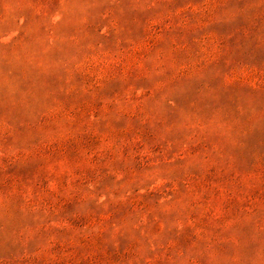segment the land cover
<instances>
[{
  "label": "rangeland",
  "instance_id": "obj_1",
  "mask_svg": "<svg viewBox=\"0 0 264 264\" xmlns=\"http://www.w3.org/2000/svg\"><path fill=\"white\" fill-rule=\"evenodd\" d=\"M0 264H264V0H0Z\"/></svg>",
  "mask_w": 264,
  "mask_h": 264
}]
</instances>
